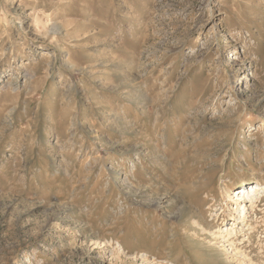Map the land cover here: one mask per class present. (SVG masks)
<instances>
[{
	"label": "rangeland",
	"instance_id": "obj_1",
	"mask_svg": "<svg viewBox=\"0 0 264 264\" xmlns=\"http://www.w3.org/2000/svg\"><path fill=\"white\" fill-rule=\"evenodd\" d=\"M248 184L264 0H0V264H238L212 235Z\"/></svg>",
	"mask_w": 264,
	"mask_h": 264
},
{
	"label": "bare ground",
	"instance_id": "obj_2",
	"mask_svg": "<svg viewBox=\"0 0 264 264\" xmlns=\"http://www.w3.org/2000/svg\"><path fill=\"white\" fill-rule=\"evenodd\" d=\"M197 176L194 175L193 177H189L187 175L185 177V178L189 177L186 179V183L188 182L187 184H190V185L186 186L184 188V192L189 197L194 198V200L197 199V201H198L199 200V194L201 192H205V191L208 192L207 187L209 186V183L207 182L206 184H204V183L198 181L199 175H197ZM180 182H182V180ZM236 194L237 195L231 199L232 202L234 203V208H232V209L230 208V211H229L231 217L235 218L234 224H233L234 227L232 226L231 228H226L223 231L221 230L222 232L219 231L220 233H218V234L216 232L213 233V235L211 233L210 234L212 236H215V238H213V239L218 240L221 237L224 240L223 241L224 243H229L230 246L233 247V250L231 251V254H232L231 257H232V260H235L236 262H238V264H258V262L261 261V260L258 261L260 258H258L256 256V258H257L256 260L258 261V262H256V260L250 256L251 253L246 252L247 249H244V245H246V241L249 243L251 242V238L253 237L254 234H259L260 231H264V216H263L261 221H258L255 224L249 223L250 222L249 220L251 218V217H249V214L254 212V215H257L256 209H258L260 207V204L264 201V187H263V184H248V185L239 187L236 190ZM149 201L153 202V200H149ZM235 206H237V207H235ZM156 207L161 208L159 204ZM179 211H180V214H182V217H184V215L188 211V209H186L185 207H181L179 209ZM249 211H251V212H249ZM187 213L190 216L189 219H191V216H192L191 210H189V212H187ZM192 218H194V225H195V226L193 225L194 227H192V230H194L196 232H199L200 228H202V231L207 230L206 227L203 225V223L200 222V219H198L195 216V214H194V216H192ZM236 221H239V224H243L244 227H247L249 229V232H250L249 236H243L242 240L240 237L243 235L242 233H243L244 227L240 231H238L239 227H237ZM200 226H202V227H200ZM250 235H251V237H250ZM237 242L243 246L242 247L237 246ZM227 253H229V252H227ZM223 254H224V252H223ZM240 256H242V257H240ZM263 256L264 255H262V258H263ZM224 257H225V255H224ZM228 257H230V256H228Z\"/></svg>",
	"mask_w": 264,
	"mask_h": 264
}]
</instances>
